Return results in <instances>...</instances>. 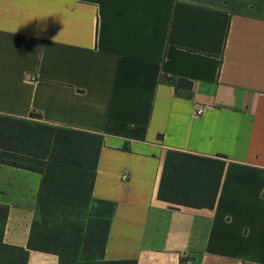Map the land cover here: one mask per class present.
<instances>
[{
  "label": "crops",
  "instance_id": "1",
  "mask_svg": "<svg viewBox=\"0 0 264 264\" xmlns=\"http://www.w3.org/2000/svg\"><path fill=\"white\" fill-rule=\"evenodd\" d=\"M0 115L103 136L96 259L264 264V0H0ZM169 150L226 156L214 209L158 199ZM41 179L0 164L5 245L27 247Z\"/></svg>",
  "mask_w": 264,
  "mask_h": 264
},
{
  "label": "trees",
  "instance_id": "2",
  "mask_svg": "<svg viewBox=\"0 0 264 264\" xmlns=\"http://www.w3.org/2000/svg\"><path fill=\"white\" fill-rule=\"evenodd\" d=\"M168 82L176 89L193 86L182 78ZM103 145V136L96 133L0 115V164L42 177L26 248L3 243L8 208L0 206V264H28L30 251L55 254L59 264H137L96 259L103 253L115 211L114 203L93 198ZM226 160L224 155L206 157L169 150L158 199L214 209Z\"/></svg>",
  "mask_w": 264,
  "mask_h": 264
},
{
  "label": "built area",
  "instance_id": "3",
  "mask_svg": "<svg viewBox=\"0 0 264 264\" xmlns=\"http://www.w3.org/2000/svg\"><path fill=\"white\" fill-rule=\"evenodd\" d=\"M196 113H197V115H202L204 113V108H202V107L197 108ZM190 263H191V261L188 260L187 264H190Z\"/></svg>",
  "mask_w": 264,
  "mask_h": 264
}]
</instances>
